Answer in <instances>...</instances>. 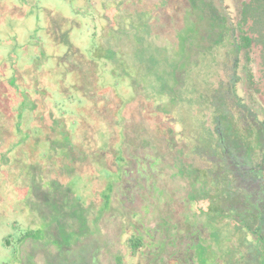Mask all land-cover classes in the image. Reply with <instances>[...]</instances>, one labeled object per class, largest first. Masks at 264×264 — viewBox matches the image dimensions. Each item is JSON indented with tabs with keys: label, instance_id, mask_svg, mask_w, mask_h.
<instances>
[{
	"label": "rangeland",
	"instance_id": "1",
	"mask_svg": "<svg viewBox=\"0 0 264 264\" xmlns=\"http://www.w3.org/2000/svg\"><path fill=\"white\" fill-rule=\"evenodd\" d=\"M228 1L231 14L219 0H105L104 12L101 0H0V134L8 104L13 138L47 129L42 138L50 146L41 162L17 174L4 164L15 144L0 149V264H242L254 253L264 259L262 246L243 245L248 239L259 246L258 232L245 229L258 218L254 201H245L246 193L229 198L232 174H217L211 164L221 153L214 144L218 103L233 105L236 94L264 118L261 47L230 54L238 31L226 17L235 23L243 0ZM93 13L103 17L95 20L93 41L107 67L96 60L98 74L91 63L64 57L80 73V98L68 105L72 121L47 110L45 128L38 114L45 88L35 83L40 61L53 79L52 55L66 49L53 42L52 29L60 38L85 21V39ZM224 116L230 125L234 117ZM228 131L234 141L237 132Z\"/></svg>",
	"mask_w": 264,
	"mask_h": 264
},
{
	"label": "trees",
	"instance_id": "2",
	"mask_svg": "<svg viewBox=\"0 0 264 264\" xmlns=\"http://www.w3.org/2000/svg\"><path fill=\"white\" fill-rule=\"evenodd\" d=\"M219 1L224 2L225 5H223V7L225 12L231 14V4L229 3V1L227 3V0ZM102 3H106L105 0H101L100 2L101 12H104V10H106V7H104ZM238 12L239 15L236 17L237 20L235 21V23L233 22V18H231L229 15H227L226 17L230 21V24H233L234 26V28L232 27L231 30L233 32H235V30L238 31V34L236 35H233L234 33H231L234 38L232 39V49L230 51V54H236L241 49L248 50L252 43H256L261 47V60L264 64V0H243L238 5ZM102 18H96L94 13L92 14V33L90 34V36L85 37V39L83 34L85 21H83L82 23L78 21V23L74 24L75 28L72 27L63 31V34H61L60 38L58 36H55V32L57 30H55L54 28L52 29V38L54 39L53 42L63 41L65 43L66 49L64 52V56L57 57L56 55H52V58L56 59V61L54 63V67L51 66L50 68H53V74L57 73V75L53 79H47L50 74L46 73L44 69L45 61H40V67L42 66V77L36 78L35 83L37 84L39 82L42 84L40 86L42 88H45V91L43 90L41 93V95L43 96V101L40 100L39 102V106L43 109L42 111L46 110L44 113L42 111L38 113H42L40 122L41 126H45V128L48 127L47 115L45 114L48 112L47 110L54 112L52 108H57L62 111V113L66 114L65 118L63 117V119L61 120L65 119L72 121V113H69L68 105L70 106L71 103L74 105L75 95H77L75 97L80 98L81 91L78 88L80 73L77 69H75L74 66L70 65L69 63L65 64L64 61L66 56L74 58L76 64L81 62V60L86 63H91L92 65H89L90 67L92 66L91 68L95 73L99 72L98 67L100 60L103 64L105 61L107 67L109 59L96 55L97 51L94 47L93 41L96 40L95 37L97 35L94 31L96 26L95 20L97 22L98 19L100 21ZM249 20H252L251 24L247 27V29H245V26L247 25ZM102 29H104V27ZM249 32L252 33L253 36H251ZM85 46H87L86 51L83 50ZM46 57L47 59H49L48 55ZM96 60H98L99 62L97 63ZM101 67H104L106 69L105 65H101ZM66 77L67 80L69 79L70 86L73 87L72 91H69L70 87L66 86ZM99 77L100 76L97 77L96 84H98ZM59 83L62 84L60 87L57 86ZM24 84L26 86L30 85L27 84V82ZM57 94V98H54L52 96ZM63 96L67 97L68 104L59 100V97ZM233 100V105L227 104L226 98L225 101L223 100L221 103L217 104L219 114L217 118L214 119L216 125L215 133L217 134V138L214 139V144L221 153L219 155L220 157L216 155L212 157L211 164L215 166L214 171L217 174H222L224 170H227L232 174L233 181H227L228 184L234 183V186L231 185L230 187V193L228 192L229 198H231L235 194H238L235 197L237 199H241L242 193H246L245 201H254L252 207L257 212L258 218L256 219V217L253 216L255 218L254 226H250L247 222L248 225L245 227V229L254 235L258 232L259 236L257 240L259 246L254 245V243L252 245V242L248 241V239L243 241V245L246 246V249L252 247L261 248V246L264 249V118L261 115L256 114V112L236 94H233ZM3 112L4 116L6 117L5 125L3 126L5 135L0 134V149L4 148L7 143H10V145L12 146L15 144L13 148L16 150V154L10 156L7 160L8 162H4V164H6V167L12 168L13 172L17 174V171L27 168L29 164L31 165L41 162L48 155L50 146L47 140L44 141V139L42 138L43 136L45 137L47 129H45L46 132L43 136L39 134L37 137L24 132L28 130L24 129V131L22 130L24 133L21 135L22 139H15L13 138L16 135L12 123L13 115L8 104H6ZM226 112H228V115L234 117L233 122H231L230 125L228 124V119L224 116ZM38 114L35 116L36 118ZM23 117L26 119H30L27 116ZM226 128L227 131L224 136V131L226 130ZM228 130H235L237 132V136H234V141H232V135L228 134L231 133ZM227 134L228 136H226ZM11 138H13L12 141L10 140ZM204 147L206 148V150L210 149L208 148L207 144L206 146L204 145ZM40 150L42 152V156H40L39 159L34 160L33 153H38V151ZM241 150H243L247 155L245 153L244 155L238 154V152ZM19 163H24L22 168L20 166L18 167L17 164ZM8 176L10 177L11 174L9 173ZM250 213L252 212L250 211ZM246 241L248 243H246ZM251 256H248L250 259L248 258L246 262L243 260L244 263L242 264H264V259L258 260L260 257L256 258V253L251 254Z\"/></svg>",
	"mask_w": 264,
	"mask_h": 264
}]
</instances>
